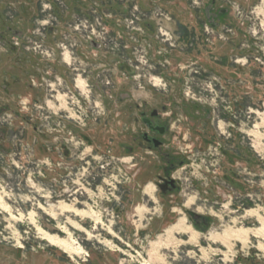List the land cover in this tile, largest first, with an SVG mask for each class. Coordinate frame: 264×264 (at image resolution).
I'll use <instances>...</instances> for the list:
<instances>
[{"label":"rangeland","instance_id":"obj_1","mask_svg":"<svg viewBox=\"0 0 264 264\" xmlns=\"http://www.w3.org/2000/svg\"><path fill=\"white\" fill-rule=\"evenodd\" d=\"M0 264H264V0H0Z\"/></svg>","mask_w":264,"mask_h":264},{"label":"flooded vegetation","instance_id":"obj_2","mask_svg":"<svg viewBox=\"0 0 264 264\" xmlns=\"http://www.w3.org/2000/svg\"><path fill=\"white\" fill-rule=\"evenodd\" d=\"M157 117V116H156ZM155 117V118H156ZM154 118V117H153ZM147 119V118H145ZM149 120V119H148ZM151 121V120H150ZM148 125V124H147ZM148 127L153 131V132H157L156 128L159 126H155L152 121H151V126L148 125ZM149 139L150 136H148ZM151 140H155V139H151ZM149 143V142H148ZM162 146V145H161ZM160 146V147H161ZM239 160L234 161L232 164V166L234 167V169L232 170V172L230 173V175L232 174V180H233V190L239 191V182H240V171L239 168H235L237 165H239ZM225 175V174H224ZM166 181V182H165ZM162 190L165 192H168L170 189H174L175 188V183L172 184L171 182H168L167 180H164V184L161 186Z\"/></svg>","mask_w":264,"mask_h":264},{"label":"bare ground","instance_id":"obj_3","mask_svg":"<svg viewBox=\"0 0 264 264\" xmlns=\"http://www.w3.org/2000/svg\"><path fill=\"white\" fill-rule=\"evenodd\" d=\"M174 230L176 231H180V232H183L185 230V227H184V220L181 219L177 225L174 226ZM47 239L49 240V242L51 243V245H58L60 248L64 249L65 253L68 254V253H73L74 252L76 254H81L83 252V249L80 245H77L76 247H74V244L76 245V243L74 244H68L64 241H61L60 243H58V241H56V239L52 238L51 236H49L47 234ZM67 251V252H66Z\"/></svg>","mask_w":264,"mask_h":264},{"label":"water","instance_id":"obj_4","mask_svg":"<svg viewBox=\"0 0 264 264\" xmlns=\"http://www.w3.org/2000/svg\"><path fill=\"white\" fill-rule=\"evenodd\" d=\"M156 116H158V112L155 111V112L152 114V117H156ZM144 122H145L146 124H148V125L151 126V121H150V120L145 119ZM156 131H157L159 134L164 135L165 132H166V129H165L164 127H157V128H156ZM145 140H146L147 142H153V144H154V146H155L156 148H159V147L162 145V142H161V141L156 140V139H155V140H151V139L148 138V135H145ZM171 183L174 184V181H172Z\"/></svg>","mask_w":264,"mask_h":264}]
</instances>
